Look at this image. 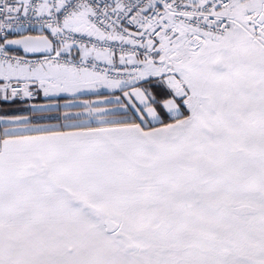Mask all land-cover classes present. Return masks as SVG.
<instances>
[{
	"label": "snow or ice",
	"instance_id": "6c2138e0",
	"mask_svg": "<svg viewBox=\"0 0 264 264\" xmlns=\"http://www.w3.org/2000/svg\"><path fill=\"white\" fill-rule=\"evenodd\" d=\"M0 102V264H264V0H0Z\"/></svg>",
	"mask_w": 264,
	"mask_h": 264
},
{
	"label": "crops",
	"instance_id": "0c3cea01",
	"mask_svg": "<svg viewBox=\"0 0 264 264\" xmlns=\"http://www.w3.org/2000/svg\"><path fill=\"white\" fill-rule=\"evenodd\" d=\"M107 93H105V95H106ZM82 99H96V97L95 96H86V97H82ZM3 102H0V108H1V104H2ZM18 105H13V106H9V107H4V108H15V107H17ZM10 112H12V111H9L8 113H10ZM2 114H4V112L3 111H0V115H2Z\"/></svg>",
	"mask_w": 264,
	"mask_h": 264
},
{
	"label": "trees",
	"instance_id": "16d2710c",
	"mask_svg": "<svg viewBox=\"0 0 264 264\" xmlns=\"http://www.w3.org/2000/svg\"><path fill=\"white\" fill-rule=\"evenodd\" d=\"M9 106H13L12 104L8 103V102H3L1 104V108H4V107H9ZM5 114V113H4ZM7 114H19V113H14V112H10V113H7Z\"/></svg>",
	"mask_w": 264,
	"mask_h": 264
}]
</instances>
